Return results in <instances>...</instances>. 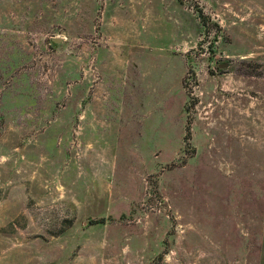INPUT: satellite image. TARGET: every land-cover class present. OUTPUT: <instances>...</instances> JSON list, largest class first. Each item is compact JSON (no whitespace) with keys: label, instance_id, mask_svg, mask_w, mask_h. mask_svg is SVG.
<instances>
[{"label":"rangeland","instance_id":"1","mask_svg":"<svg viewBox=\"0 0 264 264\" xmlns=\"http://www.w3.org/2000/svg\"><path fill=\"white\" fill-rule=\"evenodd\" d=\"M0 264H264V0H0Z\"/></svg>","mask_w":264,"mask_h":264}]
</instances>
